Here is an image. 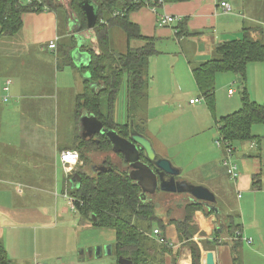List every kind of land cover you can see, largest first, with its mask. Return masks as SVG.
<instances>
[{"label": "crops", "instance_id": "crops-1", "mask_svg": "<svg viewBox=\"0 0 264 264\" xmlns=\"http://www.w3.org/2000/svg\"><path fill=\"white\" fill-rule=\"evenodd\" d=\"M58 1L65 4L55 9L45 7L41 11L23 13L22 27L15 35H0V91H2L0 94L5 95L8 92V99L13 100L9 106L6 102L10 99L6 102L0 101V188L3 189H0V241L6 248L10 264H32L34 259L43 264H91L95 257L87 255L84 252L85 248L111 244L110 239L115 240L114 232L111 230L110 237H107L109 239L100 237L99 240L86 242L82 247L83 253L80 251L77 256H72L65 248L52 250L48 247L34 249L28 247L27 254L24 255L23 252L25 245L29 243L24 241L25 230L22 229V221L33 220L34 217L26 216L22 207L34 206L42 201L44 205L47 199L52 198L59 184V165L63 170L61 191L63 194L69 186L70 174L74 173L77 167L83 166V161L80 159L79 163L67 172L59 161L60 152L68 150L78 140H87L94 136H82L84 129L81 118L86 114L75 118L74 100L83 89L84 81L88 79L84 68L90 61V53L98 52L96 38L92 29L76 31L75 14L69 11L66 4L68 0ZM224 1L229 4V10L220 5L221 0H165L156 9L140 5L129 11V18L139 25L142 35L155 39L156 54H161L162 49H169L170 46L167 45H173L183 56L182 59L178 56L176 62L182 67L181 61L184 58L187 64L184 71L188 72L189 68L191 72L193 65L215 56L216 44L235 39L233 35L236 31L242 37L244 29L247 28L251 35H258L260 39H264V0ZM165 14L176 17V21L169 25H161L160 16ZM183 19L188 33L185 35L179 34V27L177 28ZM122 33L123 31L118 33L119 42L121 47L125 43L126 49V37ZM52 40H56L55 49L49 48ZM141 44V41L133 40L130 46L136 47ZM75 49L80 53L76 56L80 60L78 64L72 57ZM82 58H85V62H82ZM69 69L80 83L78 90L70 91L71 89L57 86L45 87L43 81H40L45 75L54 78L58 71L68 72ZM5 80L12 84L8 91L4 90ZM123 89L125 93V88ZM233 91L229 88L227 93ZM196 99L197 102L189 103L192 107L200 102V98ZM120 103L122 104V100L119 101L117 98L115 117ZM124 113L126 121L125 102ZM60 117L65 120L67 132H70L67 137L69 138L71 134V139L64 142L58 141ZM252 132L257 136H264V124L253 125ZM145 134L151 139L158 153L170 157L171 147L157 137L159 133L150 127L148 119ZM215 135L217 136V133L212 134L210 139ZM155 141L160 145L157 146ZM253 142H242L238 148L235 146L233 155L239 171L235 180L229 178L227 168L222 163L224 151H216L212 162H208L211 164L209 171H203L200 166L195 169L197 176L191 177V180L182 178L193 184L208 187L216 196L219 212L223 215L233 214L235 222L241 224L242 236L252 238L250 244L243 241L240 245H235L231 241L217 244L214 241L217 214L206 215L203 210L195 211L194 219L198 230L193 239L201 249V264H205V255L208 251L213 252L215 264H234L235 251L242 264H264V140L259 145L251 147ZM91 154L99 152L92 151L90 156ZM92 165L91 173L98 169V165ZM255 181L256 184L253 186ZM186 201L190 199L187 198ZM51 204H56L58 210L51 214L44 212L42 208L44 221L41 222L42 225L38 224L37 229L45 228L50 231L59 223V218L67 215L66 208L57 199L51 201ZM183 210V207H180L179 217L183 215ZM80 220L82 221L81 218ZM165 236L177 246L178 236L174 225L167 226ZM31 237L29 240L36 243L37 234ZM44 240H48V237L45 236ZM232 245H235L236 249L235 246L233 249ZM77 248L78 245L75 249ZM180 251L177 264H191L189 249L183 246ZM166 264H170L169 257Z\"/></svg>", "mask_w": 264, "mask_h": 264}, {"label": "trees", "instance_id": "trees-1", "mask_svg": "<svg viewBox=\"0 0 264 264\" xmlns=\"http://www.w3.org/2000/svg\"><path fill=\"white\" fill-rule=\"evenodd\" d=\"M85 2L94 6L97 15L92 31L98 52L90 53V61L84 68L88 79L84 81L83 89L75 97V118H80L84 113L94 115L105 127L126 138L129 137L130 123H133L137 131L145 134L147 117L141 116V104L147 100L149 59L157 53V49L155 39L142 35L139 25L129 18V11L140 5L132 4L131 0H68L69 11L75 14L76 31L87 29V19L82 8ZM61 6L63 4L58 0H0V35H15L22 27L23 13ZM112 26L122 29L126 37L127 47L124 52L110 48L109 29ZM177 28L179 34H188L184 19L178 23ZM133 40L141 41L142 44L132 47L130 43ZM214 53L213 58L191 67L194 82L210 111L214 109L215 75L218 72L231 71L240 77L243 83L240 88V108L215 119L217 141L222 143L223 148H232V152L236 142L254 141V146H257L262 143L264 136L253 134L252 127L264 124V103H258L249 97L244 78L249 63L264 62V40L251 37L245 28L241 38L216 44ZM91 83H96L94 90L90 87ZM123 86L126 121L120 123L115 120V105ZM74 144L68 150L77 151L83 161V168L78 170L81 183L78 188H66L67 192L73 200L74 211L83 221L114 232L112 255L116 259L115 264H120L119 256L130 260L131 264H166L168 257L170 264H177L183 246L190 251L191 264H201V249L193 239L198 230L194 212L203 210L206 215H210L214 213L213 210L199 202L184 201L178 203V207L184 209L182 216L169 214L161 217L155 201L149 196L142 200L141 189L128 176V171L118 168L108 156L103 162L106 170L89 173L85 169L90 162L92 151L104 155L112 152V144L107 136L98 133L93 138L78 140ZM119 156L123 159L121 154ZM140 159L146 161L142 149ZM123 162L126 163L124 159ZM255 184L256 181L253 186ZM169 225L175 226L177 246L165 236V229ZM153 229H158L165 239L164 243L156 239ZM241 232V224L235 222L233 214H217L215 243L225 244L227 239H231V243L240 245ZM222 238L226 240L223 241ZM235 245H232L233 249ZM233 257L234 264H238L236 251ZM0 264H10L1 241Z\"/></svg>", "mask_w": 264, "mask_h": 264}, {"label": "rangeland", "instance_id": "rangeland-1", "mask_svg": "<svg viewBox=\"0 0 264 264\" xmlns=\"http://www.w3.org/2000/svg\"><path fill=\"white\" fill-rule=\"evenodd\" d=\"M22 1L25 2L27 0ZM66 4H68V1ZM121 31L122 29L117 26L110 27V48L114 49L115 51L122 50V52H124L125 43L124 46L121 47L119 42L120 40L118 33H121ZM240 36V33L236 31L233 35V38L238 39L241 38ZM250 36L260 39L258 35L250 34ZM167 46H170L171 49L169 47V49H162L163 51L161 54H156L150 59V85L147 92V100L142 102V110L140 113L141 116L147 117L150 127L159 133L157 137H159L165 145H169L171 147L169 153L170 157L167 158L170 159L175 166L181 168V173L178 176L180 178H187L191 180V177L197 176L195 169H198L201 166L203 171H209L211 164L208 162H212V159H214L216 155V151H223L222 148L218 147L216 144V135L210 139L212 134L217 133V125L216 121L214 120L218 119L220 115L231 113L240 108V88L242 87L243 83L237 81L238 77L231 71L218 72L215 75L214 109L213 111H210L205 103V100L199 93L189 68H187L188 72L184 71L187 65L184 58L183 61H181L182 67L176 62V58L178 56L181 57V59L183 56L175 49L173 45L169 44ZM40 81H43V85L45 87L50 86L53 88L54 86H57L62 89H71L70 91H72V89L78 90L80 86L79 81L73 77L70 69L68 72L67 70L58 71L54 78L45 75L43 78H40ZM11 85L12 84L10 83L8 86L10 87ZM244 85L251 99L257 101L258 103H264V62H251L247 65ZM123 88H121L120 92L118 93L119 101L122 100V104L120 103V106H118L117 117H115V119L124 123L125 93ZM229 88L234 90L231 96L227 93ZM6 94L8 95V92ZM0 95L3 96L4 93H1ZM196 97L200 98V102L197 103L195 107H192L188 101L190 98ZM11 102H13L11 99L9 102L7 101V106H9ZM67 128L68 127L65 124V120H62V117H60L58 122L59 142H64L68 139H71V134L69 138L67 137V134L70 133L67 132ZM155 142L157 143V146L160 145L159 142ZM241 144L242 142H236L235 146L238 148ZM233 153L234 151L232 152L231 158L235 162ZM102 155L104 154H91L89 158L90 162L85 167L89 173H91L90 171L93 170L92 164L99 165ZM105 156H108L113 162H116L114 159H118L116 154L113 152H109ZM117 165H119V163H117ZM80 167L83 168V166ZM80 167H77L78 169L73 172H78ZM58 174L59 184L58 188L54 190V195L52 198L57 199V201H59V203H61L66 208L67 215L63 216V218H59V223L56 225V227L54 229L51 228V230L48 231L45 228L37 229V227L38 224H41V222L44 221L42 217V208L44 209V212L51 214H53V212L55 213V210H58L56 209V204H51V201L53 202L54 199H47L44 202V205L42 201L38 204L36 203L37 205L34 206L22 207L25 209L26 216L34 217L33 220L24 219L22 221V229L25 230L24 241L29 243L25 245L26 248L23 250L24 255L27 254L30 247L31 249H34V247H48L52 250L65 248V250H68L72 256H77V253L83 249V244L86 242L99 240L100 237L109 239L107 237H110L109 233H112V231L109 229L97 228L90 223L88 225L84 223L85 221L80 220L79 214L71 209L67 199L63 196V194H61L63 187V170L60 165ZM0 189L3 190L2 188ZM9 194L11 196V190ZM187 196L188 194H185L184 197L180 199V202L186 201ZM168 211H171V209H168ZM158 214H160L159 211ZM170 215H172V213H170ZM175 215L176 214L174 213L173 216ZM48 232L50 234H48ZM35 234H37L38 238L36 239V243L29 240V237L31 239V236ZM45 236L48 237V240H44ZM227 240L230 242V239ZM110 242L112 244L114 240L110 239ZM76 245H78L77 249H75ZM245 247L246 246L244 245L243 248ZM237 262L238 264H242L240 257L237 258ZM115 263L116 259L112 254L111 256L102 255L99 258H94L91 260V264Z\"/></svg>", "mask_w": 264, "mask_h": 264}, {"label": "water", "instance_id": "water-1", "mask_svg": "<svg viewBox=\"0 0 264 264\" xmlns=\"http://www.w3.org/2000/svg\"><path fill=\"white\" fill-rule=\"evenodd\" d=\"M82 8L86 15L87 28L92 29L97 19L94 6L89 2H85ZM77 55H80V53L75 49L72 52V57L76 64L80 61L76 58ZM82 62H85V58H82ZM237 81L241 82V78L238 77ZM90 87L94 90L96 83H91ZM81 122L84 129L83 137H92L98 133L103 134L110 140L112 152L122 155L129 168L128 176L141 189L142 200L155 193L157 188H159V190L164 192L186 193L190 196V201L203 204L208 209L213 210L214 214L219 213L215 194L205 185L193 184L185 179L176 180L175 176L181 173V168L175 166L170 159L158 153L151 139L146 134L137 131L133 123H130L129 137L126 138L120 136L115 130L105 127L94 115L86 114L81 118ZM140 149L144 151L146 161L140 159ZM97 170L104 171L106 166L102 165ZM80 183L81 176L78 172H74L68 179L69 189L78 188ZM92 217L95 220V216L93 215ZM112 247L111 244L96 245L86 248L84 252L87 255L98 258L102 255H111ZM81 252L83 253V249ZM118 262L120 264H131L130 260L122 256L118 257ZM205 264H215L212 251L206 253Z\"/></svg>", "mask_w": 264, "mask_h": 264}, {"label": "built area", "instance_id": "built-area-1", "mask_svg": "<svg viewBox=\"0 0 264 264\" xmlns=\"http://www.w3.org/2000/svg\"><path fill=\"white\" fill-rule=\"evenodd\" d=\"M164 2H165V0H131L132 4L146 5V6L151 7L152 9H156L157 7L162 5ZM220 5L222 7H224L225 10L230 9L229 4L224 0H221ZM175 21H176V17H174L172 15L165 14L163 16H160V24L161 25H169V24L174 23ZM49 48L50 49L56 48V40L50 41ZM9 84H10V81L7 80L5 83V86H4L5 91H8V89H9L8 85ZM229 94H232V92H230ZM7 100H8L7 94L1 96V102H6ZM197 101H198V99L194 98V99H190L189 103L193 104ZM216 144L218 147L223 148L222 143L220 141H216ZM253 146H254V143L251 144V147H253ZM223 149H224V155L225 156L222 159V163L227 168L229 178L232 180H235L239 175V171H238L237 163H235L231 158L232 148L226 147ZM79 160H80L79 154L75 150H64V151H61L59 154V161L62 163L63 167L66 169L67 172H70L71 169H73L74 166L79 163ZM63 196L67 199V202L70 205L71 209L74 210L73 200L69 196L67 189H65ZM153 235L156 237V239L160 243L165 242V239L161 236V233L158 231V229H153ZM240 237H241L242 241H244L248 244H250L252 242V238H250V237H243L242 234H240ZM32 264H43V263L41 261H39L38 259H34Z\"/></svg>", "mask_w": 264, "mask_h": 264}, {"label": "flooded vegetation", "instance_id": "flooded-vegetation-1", "mask_svg": "<svg viewBox=\"0 0 264 264\" xmlns=\"http://www.w3.org/2000/svg\"><path fill=\"white\" fill-rule=\"evenodd\" d=\"M96 135V134H95ZM95 135L93 137H95ZM92 137V138H93ZM115 154V153H114ZM118 159H114L116 160V162H113L118 168L120 169H124L128 171V167H127V163L123 162V159H121V157L119 156V154H116ZM113 160V159H112ZM106 161V156L102 155V158L99 162L98 168L101 167L103 165V162ZM117 163H119V165H117ZM175 179H182L179 176H175ZM186 193H173V192H164L159 190V188H157V190L155 191V193L149 195V197L153 198V200L155 201L156 204H158V211L160 213L161 217H164L166 215H169L170 213L173 214L175 213L177 216L178 212L180 210V207H178V202H180L184 195ZM189 195L187 196V198L189 199ZM168 209H171V211H168ZM168 211V212H167Z\"/></svg>", "mask_w": 264, "mask_h": 264}]
</instances>
